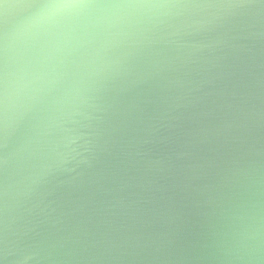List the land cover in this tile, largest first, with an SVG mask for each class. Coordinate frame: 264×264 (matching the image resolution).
<instances>
[{
    "label": "clouds",
    "instance_id": "1",
    "mask_svg": "<svg viewBox=\"0 0 264 264\" xmlns=\"http://www.w3.org/2000/svg\"><path fill=\"white\" fill-rule=\"evenodd\" d=\"M72 9L0 85V264H264V0Z\"/></svg>",
    "mask_w": 264,
    "mask_h": 264
},
{
    "label": "water",
    "instance_id": "2",
    "mask_svg": "<svg viewBox=\"0 0 264 264\" xmlns=\"http://www.w3.org/2000/svg\"><path fill=\"white\" fill-rule=\"evenodd\" d=\"M79 11L46 3L45 0H30L27 3L0 0V65L3 67V75L6 69L10 73L15 70L27 37L66 28L75 22ZM193 224L198 226L196 218ZM195 231L198 229L194 228Z\"/></svg>",
    "mask_w": 264,
    "mask_h": 264
},
{
    "label": "snow or ice",
    "instance_id": "3",
    "mask_svg": "<svg viewBox=\"0 0 264 264\" xmlns=\"http://www.w3.org/2000/svg\"><path fill=\"white\" fill-rule=\"evenodd\" d=\"M21 3L30 2V0H20ZM46 3L56 4L62 7L73 8L79 5L94 4L101 2H108V0H45ZM0 38H2V33H0ZM3 80V67L0 65V85H2Z\"/></svg>",
    "mask_w": 264,
    "mask_h": 264
}]
</instances>
